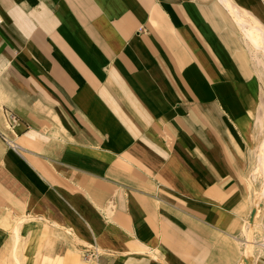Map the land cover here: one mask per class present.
Masks as SVG:
<instances>
[{
    "label": "crops",
    "instance_id": "crops-1",
    "mask_svg": "<svg viewBox=\"0 0 264 264\" xmlns=\"http://www.w3.org/2000/svg\"><path fill=\"white\" fill-rule=\"evenodd\" d=\"M245 39L224 0H0V264H264Z\"/></svg>",
    "mask_w": 264,
    "mask_h": 264
},
{
    "label": "bare ground",
    "instance_id": "bare-ground-1",
    "mask_svg": "<svg viewBox=\"0 0 264 264\" xmlns=\"http://www.w3.org/2000/svg\"><path fill=\"white\" fill-rule=\"evenodd\" d=\"M226 2V5L230 7L232 10V13L234 14L240 29L244 35V39L247 40L250 45L253 47V53L258 60V64H261V66H264V57L261 60L259 58V53L264 56V25L261 23L259 19L254 17V15L250 16V13L247 10L241 9V7L235 5L232 3L231 0H224ZM264 104V103H263ZM10 144L14 145V142L10 140ZM258 169H263L264 170V137L262 138L260 142V151L258 154ZM264 193V188L261 190V194ZM264 195V194H263ZM258 201V200H257ZM255 201V204L256 202ZM24 219V217H23ZM17 227L15 226V231ZM18 231V230H17ZM20 231V230H19ZM18 234V232H17ZM16 234V235H17ZM19 236V235H18ZM17 237V236H16ZM20 238V237H19ZM261 241L258 242V245L262 247V244L264 245V241H262V244L260 243ZM14 246L12 247V250L10 252V255L12 257V260L16 264H22L23 259L21 258V253H20V246L17 245V238L14 242ZM264 249V248H263Z\"/></svg>",
    "mask_w": 264,
    "mask_h": 264
},
{
    "label": "rangeland",
    "instance_id": "rangeland-1",
    "mask_svg": "<svg viewBox=\"0 0 264 264\" xmlns=\"http://www.w3.org/2000/svg\"><path fill=\"white\" fill-rule=\"evenodd\" d=\"M260 80L262 82V86L264 87V76L263 75L260 76ZM0 83H1V79H0ZM260 99H262V101H264V91H262V95H261V98ZM258 105H259L258 112L263 115V123H264V107L262 106V104H261L260 101H259V104ZM255 134H256L255 135V138L252 137L253 144L250 145L253 148L255 147V149H254V155L251 156L250 157V160H249V162L250 163H254V165H256L258 163L257 152L259 151V143L261 141V138L264 135V124H263V127H261V129L258 130ZM257 175H259V173H256V176ZM260 177H261V175H260ZM257 181H258V187H257L258 189L256 188V189H250V190H251V192H254L255 195H257L256 197L259 198V196H261L260 195V192H259V191H261V188L259 186L260 183H261L260 182L261 181V178H257ZM263 188H264V186L262 187V189ZM256 224L258 225L259 222L256 221ZM259 233H262V230L261 229L259 230ZM255 236H256L257 239H259V238H261V240L264 239V235H262V234L261 235L260 234L259 235H255ZM20 249H21V247H20ZM20 253H21V250H20ZM47 258L51 260V257L50 258L47 257ZM22 259H23L22 264H25L24 263V258H22ZM40 264H67V262L61 261V260H58V261L57 260H54V262H51V261L47 260L46 258H43L42 261L40 262ZM74 264H91V263L86 262L83 256H79L78 261H76Z\"/></svg>",
    "mask_w": 264,
    "mask_h": 264
}]
</instances>
